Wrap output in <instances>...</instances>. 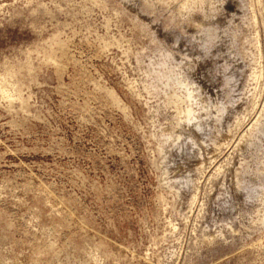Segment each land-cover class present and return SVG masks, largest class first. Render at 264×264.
<instances>
[{"label": "rangeland", "instance_id": "1", "mask_svg": "<svg viewBox=\"0 0 264 264\" xmlns=\"http://www.w3.org/2000/svg\"><path fill=\"white\" fill-rule=\"evenodd\" d=\"M0 264H264V0H0Z\"/></svg>", "mask_w": 264, "mask_h": 264}]
</instances>
